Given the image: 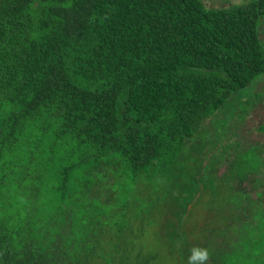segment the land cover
<instances>
[{
    "label": "trees",
    "instance_id": "trees-1",
    "mask_svg": "<svg viewBox=\"0 0 264 264\" xmlns=\"http://www.w3.org/2000/svg\"><path fill=\"white\" fill-rule=\"evenodd\" d=\"M263 17L264 0H0V264H158L133 240L151 189L115 185L171 168L264 73ZM225 163L224 189H209L217 227L191 251L179 233L174 254L188 264L264 254V147Z\"/></svg>",
    "mask_w": 264,
    "mask_h": 264
},
{
    "label": "rangeland",
    "instance_id": "rangeland-1",
    "mask_svg": "<svg viewBox=\"0 0 264 264\" xmlns=\"http://www.w3.org/2000/svg\"><path fill=\"white\" fill-rule=\"evenodd\" d=\"M251 0H202L204 8H220L239 5ZM259 35L264 46V17L259 26ZM264 73L249 85L237 90L225 104L206 119L188 144L183 147L180 158L165 172L153 173L152 181L122 177L117 189H136L146 193L151 189L155 205L143 210L142 220L133 222V230L142 224V233L135 237L134 248L144 253L155 254L158 264H188L184 258L177 259L174 248L183 234L185 249L200 246L206 240L211 228L217 227L215 210L209 212L212 205L209 189H224L220 179L226 170V159L235 148L253 144L264 147ZM226 149V156L222 151ZM148 182V183H147ZM263 186L256 189H264ZM192 189H199L194 200L186 206L183 228H178L177 200L183 201ZM188 190V191H186ZM172 191L174 197L169 192ZM185 191V192H184ZM216 199L217 194H214ZM256 196V191H253ZM180 216L182 214H179ZM212 217L211 220L209 219ZM175 224L176 230L172 226ZM178 234V235H177ZM173 253V254H172ZM188 252L187 254H189ZM258 264H264V254Z\"/></svg>",
    "mask_w": 264,
    "mask_h": 264
},
{
    "label": "clouds",
    "instance_id": "clouds-1",
    "mask_svg": "<svg viewBox=\"0 0 264 264\" xmlns=\"http://www.w3.org/2000/svg\"><path fill=\"white\" fill-rule=\"evenodd\" d=\"M200 254L202 257L206 255V253H204V252H201Z\"/></svg>",
    "mask_w": 264,
    "mask_h": 264
},
{
    "label": "snow or ice",
    "instance_id": "snow-or-ice-1",
    "mask_svg": "<svg viewBox=\"0 0 264 264\" xmlns=\"http://www.w3.org/2000/svg\"><path fill=\"white\" fill-rule=\"evenodd\" d=\"M197 256H201V254L197 253Z\"/></svg>",
    "mask_w": 264,
    "mask_h": 264
}]
</instances>
